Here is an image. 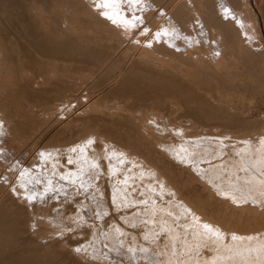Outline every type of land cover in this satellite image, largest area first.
Here are the masks:
<instances>
[{
    "label": "rangeland",
    "instance_id": "374dc122",
    "mask_svg": "<svg viewBox=\"0 0 264 264\" xmlns=\"http://www.w3.org/2000/svg\"><path fill=\"white\" fill-rule=\"evenodd\" d=\"M85 1L0 0V109L11 123L12 134L22 141V146L14 144V147L18 148L15 150L17 152H6L1 141L0 128V161L4 162L0 168V264H151L139 253V247L147 244L152 250L159 249L162 245L165 252L169 249V254L164 252L160 256L161 259L155 255V263L158 261V264H199L205 261L204 256L211 261L213 256L222 254L230 255L231 258L235 256L237 264L238 261L241 262L240 264L255 261L257 264L264 263V215L259 214L255 216L256 219L246 222V225L255 231L247 237L231 236L225 239L220 232L210 227L206 228L198 222V217L188 216L189 211L182 205L184 200L208 216H235L236 222L240 220L237 219V216L240 217L239 213L235 214L224 207L227 206L225 202L245 204L250 199L246 204H250L251 201L256 207H264V191L246 184L243 178L237 181L236 178L232 180L231 177L218 181L211 175V172L216 173L215 169L226 168L232 161L235 163L241 160L240 167L244 168L236 169L235 174L246 175L247 178L249 172H253L254 160L264 165V144H262L264 136L258 139V136L264 134V80L256 78L262 74L261 72L264 75V59L262 60L264 0H231L234 7L232 14L238 19L245 18L242 19L245 22L240 19L243 25L237 27L240 29L239 33L241 32L239 38L242 41L246 40V44L249 43L248 46L253 49L252 56L262 61V64L257 61L256 69L259 72L252 69L251 72L254 71L250 78L243 76L238 80L232 77L225 81L227 85H223V80L216 81L214 79L216 76L210 79L203 78L202 81L195 78L200 91H196L194 86L176 75L172 76L174 80L169 77L170 74H162L163 76L161 73L155 74L157 72L145 69L135 64V61V63L133 61L122 63L126 48L133 40L140 37V32L136 31L129 42L118 48L111 43L105 44L100 35H88L78 31L80 35L76 37L65 32L61 25V15L67 8L77 9L79 18L77 27H85L87 18L81 13ZM169 2L172 3L173 0H163L160 6L168 5ZM89 3L97 5L99 1L91 0ZM123 7L129 11L127 8L129 6L123 5ZM202 11L206 10L202 8ZM240 64L234 69V74L246 72L242 61ZM116 69L117 71H113ZM41 71L48 75L49 82L35 87L33 79L40 76ZM148 71L152 72L148 73ZM140 73H145L142 79ZM148 78H151L150 82ZM173 83L178 88L173 87ZM153 85H159L158 89L152 87ZM63 86L78 89L68 98V103L71 105L67 103L66 109L64 107V110L52 113L53 105L61 98L58 88L61 89ZM165 86L171 87L168 89ZM172 88L174 89L170 92ZM181 94L186 99L184 96L181 97ZM87 101L97 102L101 109L105 101L127 103L130 109L152 106L162 114L168 111L163 115L164 118H172L169 119L170 122L177 118L176 123L182 121L190 130L185 135L170 131L161 135L162 140L174 145L171 151L166 150L165 153V150L162 151L157 146L160 140L154 134L146 135L140 130L135 115L110 114L103 109L101 112L85 111L88 106ZM174 101L178 103V107L171 109L170 104ZM40 112L50 113L47 121L43 120ZM228 116L230 118H227ZM224 118L229 120H223ZM192 122L196 123L194 125L197 129H191ZM176 134L178 136H175ZM86 136L95 137L98 141L91 145L85 142L83 154L81 151L75 152L77 159L75 155L72 156L73 158L62 155L59 157L61 163L58 165L54 160V163L50 161L49 163L47 158L38 156L39 150L44 146L68 148L79 143ZM234 137L246 138L236 141ZM103 143H110L139 157L143 163L151 166L150 168L161 179H164L165 185L176 193L178 199L165 189L159 180L145 177L138 179L132 175L140 170V166L124 154L111 153L100 161L96 157H88L85 150H88L87 153L98 152L102 149ZM69 159L72 160L71 165L67 163ZM33 160L38 167L31 169L35 175L38 174L28 182L24 190L27 195L37 191L33 205L50 204L49 217L57 216L56 220L50 222L56 227L53 226L57 232L56 236L45 241L39 240L42 226L40 231H37L36 237L28 231L26 225L29 219L28 210H21L16 201L11 202L7 198L8 190L18 183L17 179ZM120 162L123 166H120ZM50 164H56L61 174L66 172L60 177L74 178L79 186L78 191L76 189L74 193L61 192L53 195L59 198L49 201L52 199L51 193L55 194L44 185L45 180L49 179L47 173L53 167ZM31 169L26 171L29 172ZM73 169L77 172L76 175L72 172ZM8 170H11V178L5 182L3 176ZM263 173L264 168L259 173L260 176ZM236 182L241 185L233 186ZM41 185L42 187H39ZM241 191H244V194ZM254 191L257 194L251 196L250 193ZM35 200L39 202L35 203ZM244 223L241 222L242 225ZM170 233L177 235L172 237L168 235ZM80 256L85 260H81ZM179 260H183V263ZM222 261V259H214L216 264Z\"/></svg>",
    "mask_w": 264,
    "mask_h": 264
},
{
    "label": "bare ground",
    "instance_id": "6f19581e",
    "mask_svg": "<svg viewBox=\"0 0 264 264\" xmlns=\"http://www.w3.org/2000/svg\"><path fill=\"white\" fill-rule=\"evenodd\" d=\"M89 1H91V0H86L84 2L83 10H81V13L83 15H85V17L87 18L86 19V23H85L86 25L83 28L82 27L81 28L77 27V24L79 23V18L77 17L78 16V11H76L77 10L76 8L75 9L67 8V9H65L62 12L61 25H62V28H63V30L65 32H67V33H69L71 35H74L76 37L80 35L78 33V31H81L82 33H85V34H88V35L89 34L94 35V36H96V35L99 36L100 35L101 36V40L105 44L106 43H111L115 47L118 48V47H120L122 45L124 46V44L126 42H129L130 37L133 35V29L131 27H128V28H124L123 27L125 25H131V24L137 23L136 19H128V18H126L131 13L134 17L139 18V30L137 32H140L141 35H140L139 38H136L135 40H133L132 43L127 48L125 47L126 51H125V53L123 54V57H122V61L123 62L122 61H120V62L126 63L127 61H129V62L130 61H133V62L135 61L136 63L135 62L134 63L140 65L141 67H144L145 69L147 68V69H150V70H152L154 72H157L155 74H159V73H161V75L162 74L163 75H165V74L169 75L170 74L169 77H172L173 75H176L181 80L189 83V85L194 86L195 87L194 89H196V91H200V90L198 89L199 87H197V82H196L195 78H198L200 81H202L203 78H209L210 79L212 76H216V78H214L216 81L217 80H223L224 81L223 85H227V84H225V81L229 80L232 77H234L233 79H235V78L238 79V78H241L243 76L244 77L246 76V77L250 78L251 77V73L254 71L253 70L251 72V70L252 69L257 70L256 69L258 67L257 66L258 65L257 61L261 60V59H258V58L255 59L252 56V54H253L252 50L253 49H251L248 46L249 43L246 44L247 43V42H245L246 40L242 41V39L239 38L238 35L241 32L239 33L240 29L239 28L237 29V27H241V25H243V24H241L242 23L240 21L241 18L238 19L237 16L235 17L234 14H232V12L234 10V7H233V4H231V0H183V1H179V2L173 0L172 3L169 2V4L167 3L168 5H163V6H160V5H162L164 3V2L161 3V1H163V0H141V2L138 5H132L131 7H127L129 9V11H127L125 9V7H123V5L121 3H119V0H107L108 6L106 8H98V7H96V5H94L95 1H94V4L89 3ZM98 1H99V4H103L105 2V0H98ZM234 1H236V0H234ZM156 2H160V3L158 4ZM242 3H244V2H242ZM122 8L125 9V10H122ZM202 8H204L206 11L203 12ZM135 11H138V13H136ZM101 12H103L104 15H101ZM156 12H158L157 15H156ZM241 15H243V14H241ZM106 17H111V19H108ZM230 19L231 20L234 19V21H230ZM242 19H245V18H242ZM242 21H244V20H242ZM244 25H247V24H244ZM145 28H147L149 30L148 35H143L142 34ZM243 31H245V30H243ZM243 33H242V35H243ZM157 36H159V42H156L155 37H157ZM148 41H152V46L151 47L146 46ZM122 50H123V48H122ZM217 53H219V55H217ZM258 56L261 58L260 55H258ZM263 59L264 58H262V60ZM241 61L243 63V67L246 69V72L241 73V74H234L235 73L234 69H236L237 65L240 64ZM133 62H131V63H133ZM260 64H262V61H260ZM240 65H242V64H240ZM113 66L114 65H112V67ZM108 67H107V69H108ZM114 68H115V66H114ZM263 68H262V70H263ZM259 70H260V68H259ZM113 71H117V69L113 70ZM144 71L142 70V72H144ZM152 71H148V73H150ZM258 72L259 71L257 70V73ZM41 73H40L41 74L40 76H38L37 78L33 79V84H34L35 87H40L41 85L48 84V82H49L48 75L45 72H43V71H41ZM261 73L262 74H259L260 76H257L256 78H261V79L264 80L263 72H261ZM141 74L142 73H140V75ZM144 74L145 73H143L141 75V79H142V76ZM148 75H151V74H148ZM256 75H258V74H256ZM136 76H139V75L136 74ZM152 76H156V75H152ZM254 77H255V75H254ZM150 79H149V82H150ZM214 79H212V80H214ZM116 81H117V79H116ZM178 81H179V79H178ZM170 85L172 86L171 83H170ZM173 85H174L173 87L176 86V88H178V86L175 85V83H173ZM157 86H159V85H153L152 87H157ZM166 88H168V86ZM77 89H78L77 87H72V86L71 87L63 86L61 89L58 88V90H59L58 92L61 95V98L59 100H57L55 102V104H54V102H52L54 104L52 113H54L56 111H60L62 109L64 110V107L66 109V105L68 103V98L71 95H73L76 92ZM157 89H158V87H157ZM173 89L174 88H172L170 90V92L173 91ZM201 90H206V89H201ZM191 92H192V90H191ZM182 96H184V95L181 94V97ZM187 96L189 97V95H187ZM51 98H53V97H51ZM154 99H155V97H154ZM184 99H186V97ZM90 101H91V98H90ZM90 101H87V103H86V104H88L87 108L82 106V107L86 108L85 111H89V112H99L100 111L101 112V110L103 109V111L108 112L110 114L125 113V114H129L131 116L135 115L136 116L135 120L139 121L140 130L146 135L147 134L148 135L154 134L160 140L157 143V146L162 151L165 150V153L171 151V149L173 148L174 145L172 143L166 142L165 140H162V138L160 137L161 135H164L165 133H167L169 131L172 132V133L175 132V133H180L182 135H185V134H188L189 133L188 131L190 130L189 127L185 126L184 122L180 121L181 123H176L175 120L177 118L174 121L171 120V122L169 121V119H172V118H169V119L164 118L163 115H166V113L168 111L165 114H162L157 109L153 108L152 106H150V107H137V108L135 107V108H131L130 109V107H128L127 103H120V102L118 103L116 101H110V102L105 101L103 103L104 106L101 109V106L98 105L97 102L90 103ZM73 104H75V103L73 102ZM69 105H71V104H69ZM77 105H80V104L77 103ZM177 105H178L177 102H175V101L173 103L171 102L170 108L171 109L173 107L175 108ZM129 106H130V104H129ZM198 112H199V110L197 111V113ZM227 112H228V110H227ZM171 113H174V112H171ZM39 114H40L41 117H43V120L45 119L46 121L50 117V113H48V112H40ZM206 116H204V117H206ZM229 116L227 118H230ZM227 118L226 119L224 118L223 120H229ZM194 124L196 125V123L192 122V126L193 127L190 124L191 129L192 128L193 129L194 128L197 129ZM234 124H236V123H234ZM10 125H11L10 121L5 117V114L0 109V128H1V132H2L1 141L3 143V146H4L5 150H6V152L14 153V152H17L15 150L18 149L16 147H14V144L17 143V146H22L21 145L22 141L20 139H17L12 134ZM239 126H240V124H239ZM175 136H178V135L176 134ZM263 136H264V134L261 135V136H258V139L260 140V138H263ZM244 138H246V137H243V138L234 137V139H236V141L237 140L238 141L239 140H243ZM89 140L92 141V144H95L98 141L97 138H95V137H92V136H88L87 137L86 136V138L81 140L79 143H77L75 145H72V146H70L68 148L67 147H64V148L63 147L62 148H60V147L46 148L44 146V148L39 150L38 156L43 157V158H47V161L48 162L50 161L51 163L52 162L54 163V161H56L55 163L60 165V163H61L59 161V157L60 156L66 155L67 157L71 158L73 155H75V152L78 153L80 151L83 154L85 142H88ZM185 142H188V141H185ZM232 144H234V143H232ZM262 144H264L263 140H262ZM73 148L76 149L75 152L72 151ZM95 148H97V147L95 146ZM100 148L101 147H99V149ZM92 149H94L93 146H92ZM166 150H168V151L166 152ZM85 151H86V154L88 155V157H91V156L96 157L99 161L101 159L106 158L111 153L124 154V156L129 157L130 160L133 163L138 164L140 166V170L137 171L135 174H132V175H135L136 177H138V179H140L142 177H145V178H149L151 180H159V182H161V184L163 185V187L165 189L169 190L171 193H173L177 197L176 193L165 185V183L163 181L164 179L163 178L161 179V177L158 176V174L154 170L151 169L152 168L151 166L148 165L149 166L148 167L145 163L142 162L143 160H141L139 157L133 156L132 153H130L128 151H125V150H123V149H121V148H119V147H117L115 145H112L110 143H103L102 144V149L100 151H98V152L90 153V151H89L87 153L88 150H85ZM220 151H221V149H220ZM170 153H172V152H170ZM238 153H240V152H238ZM41 154H43V155H41ZM86 154H85V156H86ZM178 155H180V154H178ZM82 156H84V155H81V157ZM75 157H76V155H75ZM75 157H74V159H75ZM76 159H77V157H76ZM243 159L245 160V158H243ZM6 160H8V159H6ZM21 160H23V158H21ZM113 160H114V157H113ZM181 160H182V157H181ZM34 161L35 160H33L31 163H29L27 165L28 169L26 168L25 171H23V174L19 177V179H17L18 183H15L11 187V189L8 190V197L7 198H9L11 202L16 201L18 203V205L20 206L21 210H23V209L28 210V214H29L28 218L29 219L27 220L28 223L26 224L27 228H28V231H30V234L32 236L36 237L37 231H40V227L42 226L43 230H42L41 235L39 236V240L40 241H43V240L45 241L47 239H51L52 237L54 238V236H56L57 232L55 231V229H53L54 225L52 226L50 222H53L52 221L53 219L56 220L57 216H54L52 218L49 217L50 215H48V212L50 213V211H49V209L51 208L50 204L49 205L46 204V205H42V206H39V205H35L34 206L33 205V199L37 198L36 197L37 191H33V193H30L29 195H27L25 190H24L25 189L24 187L27 188V185L29 184L28 182L31 181V179L34 178L38 174L37 173L35 175L34 171L32 170L34 167H38L37 164L34 163ZM108 161H109V158H108ZM48 162H47V164H48ZM79 162H80V160H79ZM132 162H131V164H132ZM239 162H241V160H238L235 163L232 161L231 163L228 164V166L226 168H222V169H219V167H218V169H215L216 173H212L211 172L212 177L215 178V179H218V181H220L219 179H227V178H231V177H232V180H233V178H236L237 181H238V179L241 180V178H243L245 180L246 184L251 185L253 187H257V188L261 189L262 191H264V177H263L264 173H263L262 176H260L261 174H259L261 171H263L264 165L260 164L258 161H255V160L253 161V163L250 162V163L253 164V166H252L253 167V172H249L248 178H247L246 175L245 176H241V174L240 175H236L235 174V170L236 169L244 168L242 166L240 167L241 164H239ZM247 162H248V160H247ZM3 164H4V162L0 161V168L3 166ZM56 164L55 165L52 164L53 165L52 169L49 171V173H47L49 175V179H47V181L45 180V183H44V185L47 186L48 189H51L53 191V193H55V194L51 193L52 196H50V197H52V199H49V201L53 200V198H59L58 196L56 197V196H53V195H58L61 192L67 193V191H70V192L74 193L73 192L74 190L77 189V191H78V189H79L78 183L75 182L74 178L73 179L72 178L68 179V178H64L62 176L60 177V175L65 174L66 172L61 174L59 172V168H58V166ZM121 164H120V166H123V164L122 165ZM222 166H224V164ZM12 167H14V166H12ZM212 167H213V165H212ZM29 169H31L29 172L26 171V170H29ZM74 169H73L72 172H75ZM84 169H86V168H84ZM118 170H120V169H118ZM209 171H211V170H209ZM71 173L69 172V174H71ZM110 173H113V172H110ZM54 174H55V178L52 179V176ZM76 174H77V172H75V175ZM99 174H100V171H99ZM10 175H11V170H8V172L4 173L3 177H4V181L5 182L9 181V178H11ZM44 175H46V173H44ZM126 178H127V176H126ZM80 180H81V178H80ZM232 180L230 179V181H232ZM210 182L212 183V180H210ZM218 184H219V182H218ZM225 185H227V184H225ZM237 185H241V183L236 182V183H234L233 186H237ZM243 185H244V183H243ZM39 187H42V185L39 186ZM1 188H3V187H1ZM146 188H149V187H146ZM245 188L246 187L244 186V189ZM238 189H241V188H238ZM39 191L40 190H38V192ZM241 192H243V194H244V191H241ZM249 192H251V191H249ZM1 193H4V192H1ZM226 193H227V191H226ZM233 194H235V193H233ZM254 194H255V191L252 194L250 193L251 196L254 195ZM256 194H257V192H256ZM259 195H261V194H259ZM259 195H258V197H259ZM240 196H242V195H240ZM26 197L28 199H26ZM60 197H61V195H60ZM258 197H256V199ZM177 199H178V197H177ZM238 200H237V202H238ZM249 200L246 203H249ZM255 201H257V200H255ZM34 202L38 203L39 200H35ZM47 203H49V202H47ZM225 203H226L227 206H224V207H227L228 210H231L235 214L239 213L240 217L237 216V219H240V220H238V222L235 221L236 220L235 216L213 217V216L205 215L200 210H198L194 205L182 200V205L189 211L188 214L190 213L188 216H191V217L196 216V217H198L199 218L198 222H200L203 226L208 225V227L216 230L217 232H220L225 237V239L227 237H231V236L247 237L249 234L255 232L254 230H252V228L250 229L248 227V225H246V222H251L252 220L256 219L255 216H257L259 214L260 215H264V207H256V206H254L251 203V201H250V204H246V203L245 204H238L237 203L238 205L237 204H233L230 201L225 202ZM172 204H173V202H172ZM5 207H6V205H5ZM24 207H27V208H24ZM179 209H181V208H179ZM180 211H182V209ZM60 214H62V213H60ZM136 218H140V217H136ZM242 221L245 222L244 225L241 224ZM138 222H139V220H138ZM142 225H144V224H142ZM195 225H197V224H195ZM209 232L211 233V231H209ZM117 233H120V232H117ZM168 235L173 237V236L177 235V233H170ZM199 235H200V232H199ZM168 238H170V237H168ZM168 238H166V239H168ZM35 240H36V238H35ZM120 242H122V241H120ZM235 242H237V241H235ZM246 242L247 241L245 240L244 243H246ZM177 243H179V242H177ZM174 244H176V243H173V245ZM220 244H222V243H220ZM236 244L237 243H235V245ZM147 245L139 247V249H140L139 253H141V257L144 260H146L147 262L149 261L151 264H154L155 261H156L154 259L155 255H158L159 259L162 258V257L160 258V256H162L163 253L165 252L164 246L163 245L160 246L161 245L160 244V245H157V247L160 246L161 248L159 247V249L155 248V250H152V248L150 246L147 247ZM170 245H171V242H170ZM255 245H256V243H255ZM239 247H240V245H239ZM117 248L119 249V246ZM128 248H130V247H128ZM136 249H138V248H136ZM123 251L125 252V250H123ZM168 252H170L169 249H168ZM168 252H165V253H168ZM237 252H233V253H237ZM248 252H249V249H248ZM125 253H127V252H125ZM239 253H241V252H239ZM175 254L174 255L177 256L176 252H175ZM244 256H245V254H244ZM244 256H242V257H244ZM213 257L214 258H212L211 261H209L207 259L208 257L204 256V260L205 261H203L202 263H199V264H216V262L214 263V259H216V258L223 260L219 264H237L235 262L236 261V259H235L236 257L235 256H232L233 258H231L230 255L222 254V255H219V256L216 255V256H213ZM180 258H182V257H180ZM80 259L81 260H85V258H81V256H80ZM133 259H134V257H133ZM192 259H194V258H192ZM263 259H264V257H263ZM179 261H181V260H179ZM182 261H181V263H183ZM184 261L186 263V259ZM196 262L198 263V261H196ZM199 262H201V261H199ZM238 262H239V264L241 263L240 261H238ZM255 262H245L243 264H257V261H255ZM156 263L158 264V261ZM187 263H189V262H187ZM147 264H149V263H147ZM160 264H162V263H160ZM260 264H264V263H260Z\"/></svg>",
    "mask_w": 264,
    "mask_h": 264
},
{
    "label": "snow or ice",
    "instance_id": "6c2138e0",
    "mask_svg": "<svg viewBox=\"0 0 264 264\" xmlns=\"http://www.w3.org/2000/svg\"><path fill=\"white\" fill-rule=\"evenodd\" d=\"M140 2H141V0H119V3H121L122 5L129 6V7H131L132 5H138ZM107 6H108L107 0H105V2L103 4H97L96 5V7H98V8H106ZM122 10H125V9L122 8ZM101 15H104V13L101 12ZM106 18L111 19V17H106ZM126 18H128V19H136L137 20V23L123 26L124 28L131 27L133 29V35H134L135 32L139 30V18L134 17L131 13ZM148 33H149V30L147 28H145L142 34L143 35H148ZM155 39H156V42H159V36L155 37ZM146 46L151 47L152 46V41H148ZM217 55H219V53H217ZM88 144L91 145L92 141L89 140ZM72 151L75 152L76 149L73 148ZM41 155H43V154H41ZM67 163L69 165H71L72 164V160L69 159ZM93 167H95V165H93ZM26 199H28V198L26 197ZM205 227L207 228L208 225H205Z\"/></svg>",
    "mask_w": 264,
    "mask_h": 264
}]
</instances>
